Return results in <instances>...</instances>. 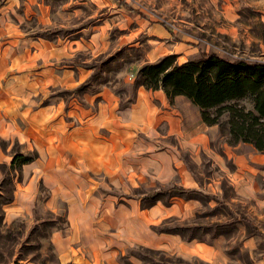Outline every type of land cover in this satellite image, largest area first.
<instances>
[{
  "label": "crops",
  "instance_id": "obj_1",
  "mask_svg": "<svg viewBox=\"0 0 264 264\" xmlns=\"http://www.w3.org/2000/svg\"><path fill=\"white\" fill-rule=\"evenodd\" d=\"M113 1L118 7L132 8L125 2L127 0ZM15 4L16 0H0V181L15 151H36L38 155L15 169L18 178L12 199L1 204L4 223L20 219L29 226L39 219L36 211L41 210L35 208L39 184L43 183L48 188L44 209L57 210L61 202L68 206L65 226L54 227L49 232L55 251L66 261L121 264L122 245L130 241L141 246L169 248L184 260L195 257L206 264H218L225 255L229 260L237 261L233 253L220 251L218 247H227L228 240L223 237L230 235H223L222 231H228L232 226L223 227L209 241L151 229L142 232L143 238H133L132 225L137 223L139 216L143 223H150L148 220L154 208H158L157 203L142 208L131 204L127 229L122 225L120 204L124 198H138L125 196L127 192H110L118 198V201H112L106 194L100 197L101 194L95 192L100 178L119 184L125 176L138 181L149 176L156 178L154 186L175 183L218 199L216 194L204 190L189 167L181 162L179 154L181 150H187L206 153L212 162L226 168L225 175L233 183L236 193L250 199L252 211L249 209L248 212H258V219L253 222L244 214L223 222H241L244 230L251 228L264 235V152L244 141L235 144L220 141L219 151L214 150L209 142L210 136L217 132L216 124H205L198 107L185 95L175 94L169 98L161 88H145L132 81L133 98L127 105L119 106L120 95L110 86L103 85L95 94L88 93L90 103L98 97L95 107L90 110L74 101L67 105L56 101L32 107L25 99L21 100L25 92H12L6 83L22 81L25 84L28 65H37L38 81L42 84H59L60 72L65 82L75 74L78 76L76 83L84 82L98 65L93 60L95 55L109 47L105 45V31L115 27L119 17L115 18V10L112 16L99 18L97 24L90 27L83 25L75 30L61 27L68 32L60 41L58 35L50 37L57 34L53 31L59 28H43L41 20V30L35 36L11 26V17L19 20L14 11ZM128 26H122V29L118 26L114 39L128 41L139 33L138 28ZM161 27L158 32L159 28L151 26L156 32L152 33L153 37L149 34L151 42L143 59L135 62V69L138 64L169 53L182 61L186 53L193 51L187 48V43L172 40L171 33ZM72 32L79 35H70ZM208 51L227 57L211 49H196V56ZM138 130L147 137L137 135ZM159 143L163 149H154ZM226 161L231 163V168L226 167ZM174 197L177 195L164 204L172 205ZM134 225L137 229V224ZM222 239L225 246L221 244ZM240 243L252 264L255 260L264 264V249L255 250L256 238L252 232H243Z\"/></svg>",
  "mask_w": 264,
  "mask_h": 264
},
{
  "label": "rangeland",
  "instance_id": "obj_2",
  "mask_svg": "<svg viewBox=\"0 0 264 264\" xmlns=\"http://www.w3.org/2000/svg\"><path fill=\"white\" fill-rule=\"evenodd\" d=\"M125 2L132 8L118 7L113 0H16L14 11L18 14L19 20L11 17V26L20 28L21 31L27 30L29 35L35 36V33L41 30L39 28L43 22V28L48 26L53 29L59 28L53 31L57 34L49 36L58 35L60 41L68 32L60 29L61 27L74 30L83 25L90 27L97 24L99 18L112 16L111 13L115 10V18L119 17L115 27L112 26L105 31L107 36L105 45L109 47L107 50L104 48L93 58L98 65L93 68L91 78L88 81L86 79L84 86L78 87L80 83H76L77 74L65 82L61 72L59 84H42L38 81L40 74L38 75L37 65H28L26 68L25 84L22 81H11L10 84L6 83V86L9 85L12 92H25L24 96L21 95V100L25 99L32 107L56 101L67 105L74 101L93 110L98 97L95 96L90 103L87 99L88 93L93 95L103 85H108L120 95L119 106H125L128 100L133 98L132 81L137 70L135 62L143 59L145 49L151 42L148 40L149 34L152 36V33L156 32L151 26L159 28L158 32H161L163 26L171 33L172 40L187 43V48L193 51L185 54V60L194 58L197 54L196 49H211L229 58L243 57L264 61V0H127ZM127 25L132 29L138 28L139 33L128 41L115 40L118 26L122 29L124 28L122 26ZM70 35L77 37L79 33L72 32ZM175 60L177 63L184 61H178L176 56ZM16 74L19 75V72ZM130 74L131 77L128 78ZM216 128L217 132L210 136L209 143L214 150L219 151V142L225 141L226 137L217 125ZM136 134L147 137L141 130ZM161 146L159 143L154 149L161 150L163 149ZM33 152L36 151H30ZM37 155L36 152L34 159ZM179 155L181 162L189 167L204 190L216 194L218 199L200 191L191 192L188 196L177 195L173 198L172 205L164 204L157 199L154 203H157L158 208L155 207L154 212H151L148 220L150 223H143L138 215L137 229L133 228V224L130 232L133 233V238H143L142 232L145 233L149 229L154 232L160 230L165 232L174 228L173 231L168 232L187 239L188 234L192 233L191 238L209 241L213 235L218 234V231H222L223 227L232 226L230 230L222 231L223 235H230L223 237L228 240L227 247L225 249L218 247L220 251L233 253L238 260H229L223 255L218 264H252L247 259V251L240 243L241 236L243 232H252L256 238L255 250L258 251L264 249V235L256 233L251 228L244 230L241 222L234 221L229 223L230 225L223 222L240 214L246 215L252 222L258 219V212H248L249 209L252 211L250 199L236 193L233 183L225 175L226 168L212 162L206 153L181 150ZM226 167L231 168L229 161H226ZM4 175L10 180L7 179L5 183L0 181V264H77L72 259L66 261L59 257L49 238L52 228H63L66 224L68 211L66 202H61L57 210L44 209V198L48 195V188L40 183L35 208L41 210L36 211V215L40 216L39 219L29 226L20 219L10 224L4 223L1 204L4 203V198L13 196L15 179L18 178L16 170L9 167ZM155 179L147 176L138 181L125 176L119 180V184H111L108 179L100 178L95 192L101 194L100 197L106 194L112 201H118L117 196L110 192H127L136 196L153 187ZM122 200L120 204L122 225L128 229L131 204L139 205V200L134 198ZM221 244L226 245L224 239ZM119 259L121 264H206L195 257L184 260L169 248L141 246L132 244L131 241L122 245ZM253 263L259 264L257 260Z\"/></svg>",
  "mask_w": 264,
  "mask_h": 264
},
{
  "label": "trees",
  "instance_id": "obj_3",
  "mask_svg": "<svg viewBox=\"0 0 264 264\" xmlns=\"http://www.w3.org/2000/svg\"><path fill=\"white\" fill-rule=\"evenodd\" d=\"M133 84L161 88L169 98L175 94L185 95L198 107L201 120L205 124H216L228 144L250 142L257 150L264 151V61L228 58L208 51L177 63L175 54L169 53L142 63ZM35 156L36 152L15 151L9 168L15 170ZM7 175L1 182H7ZM194 191L197 190L175 183H157L141 194L125 196L137 197L142 208L157 199L167 203L174 195L188 196ZM11 199L12 196L4 198L3 202ZM171 229L167 231L174 228Z\"/></svg>",
  "mask_w": 264,
  "mask_h": 264
},
{
  "label": "built area",
  "instance_id": "obj_4",
  "mask_svg": "<svg viewBox=\"0 0 264 264\" xmlns=\"http://www.w3.org/2000/svg\"><path fill=\"white\" fill-rule=\"evenodd\" d=\"M131 77V74L128 76V78Z\"/></svg>",
  "mask_w": 264,
  "mask_h": 264
}]
</instances>
